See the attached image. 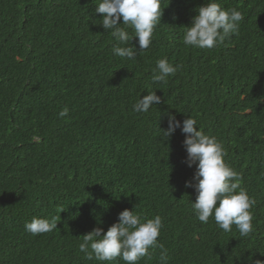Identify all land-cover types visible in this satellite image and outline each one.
I'll return each instance as SVG.
<instances>
[{
	"label": "trees",
	"instance_id": "trees-1",
	"mask_svg": "<svg viewBox=\"0 0 264 264\" xmlns=\"http://www.w3.org/2000/svg\"><path fill=\"white\" fill-rule=\"evenodd\" d=\"M205 2L162 0L151 45L131 61L112 53L96 0H0V264H125L88 261L78 245L135 206L142 222L162 217L167 264L264 261V0H217L241 12L238 33L212 49L185 46L183 27ZM164 58L180 68L153 83ZM153 91L161 102L134 112ZM169 115L222 143L255 200L248 236L196 219L185 187L195 166L182 163L181 129L164 141ZM53 216L56 230L26 232L33 217ZM150 252L138 264H161L160 249Z\"/></svg>",
	"mask_w": 264,
	"mask_h": 264
},
{
	"label": "clouds",
	"instance_id": "clouds-1",
	"mask_svg": "<svg viewBox=\"0 0 264 264\" xmlns=\"http://www.w3.org/2000/svg\"><path fill=\"white\" fill-rule=\"evenodd\" d=\"M95 5L96 13L102 15L100 25L116 41L111 49L114 55L135 61L139 53L149 48L154 28L163 14L162 0H96ZM195 11L197 15L192 18L191 26L183 27L182 42L185 46L212 49L239 31L242 14L235 8L223 9L217 0H206ZM127 28L132 29V35ZM134 38L139 51L131 45ZM179 68L180 65L174 66L167 58L159 59L152 69L151 80L166 84L168 77L175 75ZM160 102L161 97L153 91L137 99L132 108L136 113H146ZM68 111L65 107L59 112V117H65ZM177 129H181L185 136L186 159L182 163L189 168L195 166L192 181H187L185 187L195 192L191 209L196 219L207 224L212 218L225 232H231L235 225L240 236H248L253 230L251 208L255 200L240 187L239 174L225 163L222 143L200 130L196 119L188 117L181 124L172 115L168 116L167 129L161 131L164 141L169 140ZM135 208L121 211L118 222L106 232L102 227H95L83 235L78 247L84 253V259L112 262L119 258L125 264H138L144 257L151 259L150 249L158 248L161 264H167V249L157 239L163 227L162 217L156 215L151 219L144 218L142 222ZM59 219L55 216L50 219L33 217L24 228L32 235L48 233L57 229ZM256 264H264V261L257 260Z\"/></svg>",
	"mask_w": 264,
	"mask_h": 264
}]
</instances>
